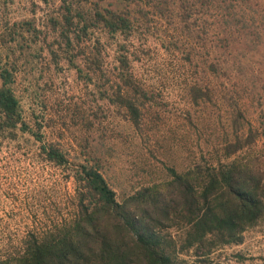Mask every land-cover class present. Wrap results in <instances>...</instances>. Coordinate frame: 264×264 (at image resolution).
Segmentation results:
<instances>
[{"label":"trees","instance_id":"1","mask_svg":"<svg viewBox=\"0 0 264 264\" xmlns=\"http://www.w3.org/2000/svg\"><path fill=\"white\" fill-rule=\"evenodd\" d=\"M42 1L44 18L24 17L19 31L17 22L12 27L18 51L40 44L55 70L74 71L142 131L145 111L162 105L166 84L147 82L137 65L159 48L171 57L172 82L192 108L218 110L215 124L226 112L233 134L219 127L209 159L182 173L168 168L166 180L119 200L97 162L81 160L48 140L40 124L30 125L17 95L18 61L7 55L0 59V138L30 134L43 159L75 186L66 200L56 194L49 220L25 231L0 264H216L226 247L242 244L264 223V164L254 154L264 124L254 127L243 110L246 100L262 107L264 94L256 68L264 16L255 0ZM6 50L15 53L11 44Z\"/></svg>","mask_w":264,"mask_h":264},{"label":"rangeland","instance_id":"2","mask_svg":"<svg viewBox=\"0 0 264 264\" xmlns=\"http://www.w3.org/2000/svg\"><path fill=\"white\" fill-rule=\"evenodd\" d=\"M253 4L264 16V0ZM47 10L42 0H0V59L10 55L8 60L14 62L17 58V95L30 125L37 129L40 124L48 140L60 142L81 160L97 162L119 200L155 181L166 180L168 168L182 173L203 158L209 159L216 147L215 138L221 133L219 127L232 138L226 112H221V123L215 124L218 110L209 105L192 108L186 91L172 82L176 68L164 50L152 47L150 55L137 65L147 82L166 84L157 99L162 105L153 102L145 111L142 131L129 122L123 108L79 79L74 71L55 70L47 50L40 51V44L18 51L11 42L13 25L17 22L15 29L19 31L24 17L42 19ZM9 44L15 50L13 55L6 50ZM256 57L260 63L256 68L264 82V35ZM261 102L258 109L250 107L247 100L243 103L248 120L257 121L253 123L256 128L264 124V94ZM188 111L190 119L185 114ZM155 115L160 116L159 121L153 119ZM258 139L254 154L260 155L264 164V139ZM40 147L30 134H19L16 141L0 138V256L13 250L25 231L49 220L56 194L66 200V192L74 189L62 169L43 159ZM216 264H264V223L249 230L242 244L226 247Z\"/></svg>","mask_w":264,"mask_h":264}]
</instances>
